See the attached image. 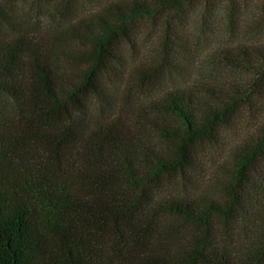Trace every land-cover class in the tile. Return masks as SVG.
<instances>
[{
    "label": "trees",
    "instance_id": "trees-1",
    "mask_svg": "<svg viewBox=\"0 0 264 264\" xmlns=\"http://www.w3.org/2000/svg\"><path fill=\"white\" fill-rule=\"evenodd\" d=\"M194 1L102 0L64 36L0 26V264H264V39L219 46L247 76L227 85L183 84L184 65L134 55L138 22L169 23ZM168 67L177 80L147 107L117 91ZM255 111L254 130L225 142ZM202 146L218 160L211 190Z\"/></svg>",
    "mask_w": 264,
    "mask_h": 264
},
{
    "label": "rangeland",
    "instance_id": "rangeland-1",
    "mask_svg": "<svg viewBox=\"0 0 264 264\" xmlns=\"http://www.w3.org/2000/svg\"><path fill=\"white\" fill-rule=\"evenodd\" d=\"M100 1L102 0H0V26L7 29L12 25L35 24L43 26L49 32L61 31L64 36L65 28L73 22L76 15H84L96 9ZM169 19V23L165 19L138 22L133 30L138 40L135 56L139 53H159L161 61L164 59L165 63H172L170 68L174 72L178 64L184 65L186 74L180 79L183 84L217 82L227 85L247 80L245 73L235 72L221 64L217 53L219 46L228 45L232 41L264 39V31L257 32L252 24L255 19L264 24V0H197L189 4L176 19ZM165 34H169L171 43L178 47L177 56L166 54L168 49L164 47ZM59 40L67 52L78 46L66 41L65 37L63 41L61 38ZM126 41L124 39L119 42L122 50L127 49ZM132 54L128 51L125 58L131 59ZM168 70L169 67L163 76H158L153 70L144 79L140 78V81L139 78H128L119 85L117 91L121 95L128 92L136 110L147 107L154 96L158 97L170 87L171 82L177 80L169 75ZM260 114L261 111L239 113L226 133L231 139H225V142H233L238 136L254 130ZM153 115L164 117L160 111ZM201 149L199 182L202 189L211 190L215 187L218 160L212 159L213 148L202 146ZM175 184V180L170 183Z\"/></svg>",
    "mask_w": 264,
    "mask_h": 264
}]
</instances>
